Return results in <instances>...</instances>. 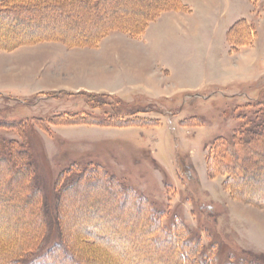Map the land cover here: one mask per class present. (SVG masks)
I'll list each match as a JSON object with an SVG mask.
<instances>
[{"label":"rangeland","instance_id":"rangeland-1","mask_svg":"<svg viewBox=\"0 0 264 264\" xmlns=\"http://www.w3.org/2000/svg\"><path fill=\"white\" fill-rule=\"evenodd\" d=\"M136 1L100 0L91 16L85 0H64L40 15L0 19V149L6 154L17 141L29 154L31 183L44 194L39 252L62 238L61 176L100 165L147 197L164 227L182 224L184 241L200 246L203 262L231 264L234 257L235 264H264V182L250 178L245 185L243 192L262 204L250 202L243 193L232 196L225 175L208 170L216 140H232L243 119H264V0H221L214 8L200 5L190 18L158 20L175 10L163 11L142 33L114 28L95 44L91 38L106 22H140ZM142 1L144 10L151 7ZM243 17L257 34L231 54L227 31ZM75 41L82 44L66 43ZM251 145L264 152V142ZM2 168L0 181L5 177L8 186H0V247L12 248L30 240L38 219L27 203L26 172L12 168L6 176ZM104 191L91 181L66 193L61 218L73 256L83 264L179 261L163 252L168 241L154 239L146 212L121 210ZM89 227L124 235L83 249Z\"/></svg>","mask_w":264,"mask_h":264},{"label":"trees","instance_id":"trees-1","mask_svg":"<svg viewBox=\"0 0 264 264\" xmlns=\"http://www.w3.org/2000/svg\"><path fill=\"white\" fill-rule=\"evenodd\" d=\"M150 1L151 7L145 8V10L144 7L146 6V1H136L138 4H136L137 7L143 10V16L140 18V22L136 21L131 23L129 20H126L124 24L121 23L122 21L120 22L121 24L106 22L102 25L101 30L95 34L94 38L91 39L95 40V44H97L101 36L114 28H122L132 34H139L142 33L143 29H145V27L163 11H191L190 7L185 5L182 0ZM60 2H64V0H4L0 3V19L9 17L12 14L16 15L27 11L40 15L49 8H57V6L60 5ZM85 2L89 8L87 12L92 16L91 12H95L97 6L100 4V0H85ZM133 3L135 4V2ZM105 8V14L108 16V9L107 7ZM256 34L254 25L248 20L243 19L238 21L228 32V41L231 46V51H237L241 46L252 43ZM63 38L66 39L65 37ZM91 39L85 35L83 41L85 40L87 41L85 43H88ZM78 42L79 44H82V41L66 43L76 45ZM261 111H264V108L261 109L260 112ZM258 120L259 119H253L247 121L246 119H243L244 123L235 132L232 140L227 138L216 140L208 159V170L212 176L217 173L226 176L224 184L231 192L232 196H238L241 198L238 193H243L245 196H242L248 199V201L262 204L261 201L253 198L251 192H243L245 185L251 183L250 178H252L251 180L264 182V152L255 149L251 145L253 141L258 143L264 142V119H262V121ZM250 137L253 140H251ZM16 142L17 141H12L8 143L6 154L4 152L1 153L2 149H0V164L3 166L2 170L6 176H9L10 173L14 172L13 169H16V172H26V184L24 183L23 187L27 194L30 193L31 197L30 199H27V203L29 207L33 209L38 220L34 226L36 227V230H28L30 240L17 245L14 243L12 248L0 247V258L5 261L6 264H83L82 257L80 255H77L76 257L73 256L69 250L71 240L66 237L65 223H63L61 218V208L64 200L66 201L65 196L68 190L82 183L85 184L86 182L91 181L100 185V187L105 190V195L117 198V200L114 198L115 201H118L117 208L122 210L123 208H127V206H131L137 211V215L146 212L145 219L147 220V226H150L149 230L154 231V239L156 238L158 243L161 244L162 242H160L158 238L162 237L170 244V248L168 249L165 248L166 245L162 246L163 252L165 254L169 252L167 255L171 257L172 254L170 252H172L178 258L179 261L173 262L172 264H210L208 261L203 262L199 259V256L201 255L200 246L197 244L193 245L190 240L184 241L185 236L189 235L188 231L182 224L178 223L176 226H172V229L164 227L159 215L160 213L152 209L147 197L133 192L131 188L126 185H122L115 176L110 175L109 172L100 165L86 167L81 171L78 170L77 174L74 172L75 170L71 168L65 171L61 176L59 183L56 185V189L59 192L57 203V225L62 238L60 241L55 242L54 245L46 251L39 252L40 245L46 233L45 215L43 210L44 194L40 189L35 188L32 185L31 182L34 173L33 170L29 168L30 165H26L24 161L25 157L29 154L23 149L18 148V143ZM27 166L28 169L26 170ZM70 178H75V180L71 181L69 180ZM0 186H8L5 177L1 178ZM256 188L258 187H254L253 192L256 191ZM11 189L16 194H19L22 191V187L20 186H13ZM68 198L71 200V198H76V196L74 197V195L70 196L68 194ZM133 225H135V223ZM88 230L89 236L84 235L82 237L83 249L84 247L93 248L97 246V243L99 242L98 239H103L107 244H111L116 240L118 241L119 238L122 237L121 234H123L121 231H119V234L116 232L110 234L104 231H98L93 227H89ZM233 258L234 257L230 258L232 260L231 264H235Z\"/></svg>","mask_w":264,"mask_h":264},{"label":"crops","instance_id":"crops-1","mask_svg":"<svg viewBox=\"0 0 264 264\" xmlns=\"http://www.w3.org/2000/svg\"><path fill=\"white\" fill-rule=\"evenodd\" d=\"M182 1H183V3L185 5H187V6L190 7L191 11H189V12H184V11H171V12H168V13L163 14L158 20H160L163 16L165 17L167 15L170 16L171 18H174V19L175 18H190V17H193L194 16V14L196 13V11L199 9L200 5L213 6V8H214L215 5L220 4L219 2L221 0H182ZM226 1L228 3L231 2V0H226ZM243 19L248 20L247 18L243 17V18L238 19L234 24H236L238 21L243 20ZM231 27L227 31L226 40H227V43H228L229 48H230V53L231 54H233V53L235 54V53H237V51H231V46H230L229 41H228V32L230 31ZM243 49L246 50L248 48L246 47V48H243Z\"/></svg>","mask_w":264,"mask_h":264},{"label":"bare ground","instance_id":"bare-ground-1","mask_svg":"<svg viewBox=\"0 0 264 264\" xmlns=\"http://www.w3.org/2000/svg\"><path fill=\"white\" fill-rule=\"evenodd\" d=\"M97 186H99V185H97ZM90 193V192H89ZM92 211V210H91ZM89 229V228H88ZM114 236V235H113ZM126 253H127V251H126Z\"/></svg>","mask_w":264,"mask_h":264}]
</instances>
